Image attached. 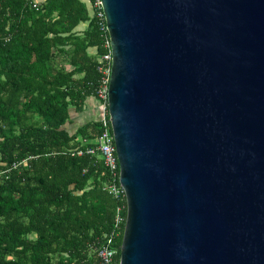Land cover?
Listing matches in <instances>:
<instances>
[{"label": "water", "instance_id": "water-1", "mask_svg": "<svg viewBox=\"0 0 264 264\" xmlns=\"http://www.w3.org/2000/svg\"><path fill=\"white\" fill-rule=\"evenodd\" d=\"M101 3L119 264H264V0Z\"/></svg>", "mask_w": 264, "mask_h": 264}, {"label": "trees", "instance_id": "trees-1", "mask_svg": "<svg viewBox=\"0 0 264 264\" xmlns=\"http://www.w3.org/2000/svg\"><path fill=\"white\" fill-rule=\"evenodd\" d=\"M31 1L0 0V264H100L119 204L86 153L102 127L67 126L96 99L104 33L81 0Z\"/></svg>", "mask_w": 264, "mask_h": 264}, {"label": "built area", "instance_id": "built-area-1", "mask_svg": "<svg viewBox=\"0 0 264 264\" xmlns=\"http://www.w3.org/2000/svg\"><path fill=\"white\" fill-rule=\"evenodd\" d=\"M88 2L93 15L99 21L101 31L104 33V48L106 52L98 59L99 80L95 88V98L102 107V117L99 120L102 133L97 139L96 147L87 150L86 153L90 155L97 153L99 155L108 174L106 190L108 194L119 203L115 213L113 231L104 237L102 244H100L96 250V255L100 264H118L116 260L118 250L115 247V241L120 237L122 229L124 230L126 223L124 212L127 206L125 191L119 181V163L112 133L111 120L108 114V88L112 69V53L101 0H88ZM30 5L32 8L36 9L38 1L35 2L33 0L30 2ZM78 155H82V152H79Z\"/></svg>", "mask_w": 264, "mask_h": 264}, {"label": "crops", "instance_id": "crops-1", "mask_svg": "<svg viewBox=\"0 0 264 264\" xmlns=\"http://www.w3.org/2000/svg\"><path fill=\"white\" fill-rule=\"evenodd\" d=\"M86 6H89L88 0H81ZM87 27V24H81L78 28L77 31L82 32L85 30ZM90 54H94L95 50L94 49H89L88 51ZM102 117V107L100 103L94 99V98H89L86 101L85 107H84V112L82 115L76 116L72 115V125L67 126V128L70 131H73L75 128H77L79 125L87 122V121H98ZM79 122V123H78Z\"/></svg>", "mask_w": 264, "mask_h": 264}, {"label": "rangeland", "instance_id": "rangeland-1", "mask_svg": "<svg viewBox=\"0 0 264 264\" xmlns=\"http://www.w3.org/2000/svg\"><path fill=\"white\" fill-rule=\"evenodd\" d=\"M79 123V122H78Z\"/></svg>", "mask_w": 264, "mask_h": 264}]
</instances>
